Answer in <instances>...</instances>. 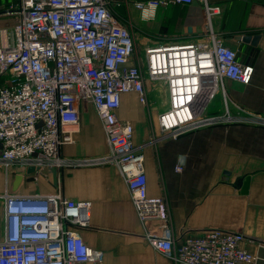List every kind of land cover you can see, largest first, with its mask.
<instances>
[{
	"label": "built area",
	"instance_id": "2783aa9c",
	"mask_svg": "<svg viewBox=\"0 0 264 264\" xmlns=\"http://www.w3.org/2000/svg\"><path fill=\"white\" fill-rule=\"evenodd\" d=\"M12 2L5 13L15 16V25L1 31L0 43V78H5L0 86V168L62 170L112 163L139 221L158 223L159 233L147 229L145 239L174 264L254 262L256 256L242 247L246 236L240 232L209 229L200 236L175 239L164 198L148 196L144 157L134 145L133 125L118 117L123 94L134 93L145 105L146 83L162 82L167 105L156 121L163 136L234 121L226 107L220 115L206 112L223 79L247 85L253 74V66L240 63L213 31L211 17L219 8L207 0L127 1L143 22L151 21L159 8L197 2L209 23L201 41L148 46L139 57L130 22L110 0ZM88 105L101 124L108 153L66 158L62 148L75 142L80 112ZM0 199V264H102V252L79 233L89 223V201L67 199L60 191H6Z\"/></svg>",
	"mask_w": 264,
	"mask_h": 264
},
{
	"label": "crops",
	"instance_id": "0c3cea01",
	"mask_svg": "<svg viewBox=\"0 0 264 264\" xmlns=\"http://www.w3.org/2000/svg\"><path fill=\"white\" fill-rule=\"evenodd\" d=\"M110 1L116 4L115 10L122 4L120 0ZM207 2L219 8V13L211 17L213 31L236 52L240 63L253 66L249 84L223 79L207 106L208 115H220L226 107L234 121L146 144L152 133L141 120L143 107L134 93L121 96L118 117L139 126L140 133L145 131L137 140L134 131L133 142L144 157L148 196L164 198L175 239L200 236L209 229L240 232L246 236L242 247L256 256L254 262L244 264H264V0ZM2 7L4 4H0V43L1 31H9L15 25V19ZM133 12L138 15L134 9ZM141 22L137 34H133L137 56H142L148 46L201 41L209 24L197 2L159 8L151 21ZM6 40L10 43V38ZM4 82L5 78H0V86ZM156 84L152 83L154 87ZM163 88L165 108L167 91ZM74 138L73 144L62 148L66 158L108 153L103 129L89 105L80 112ZM178 165L182 166L181 171L175 170ZM11 171L8 178L0 169V195L6 191L20 195H52L60 191L67 199L90 202L88 226L79 233L86 244L102 252V264H174L145 239L147 229L159 233L158 223L139 221L114 164L62 170L42 166L30 174L17 167ZM17 174L22 175V180L12 191ZM3 233L0 199V240Z\"/></svg>",
	"mask_w": 264,
	"mask_h": 264
},
{
	"label": "rangeland",
	"instance_id": "374dc122",
	"mask_svg": "<svg viewBox=\"0 0 264 264\" xmlns=\"http://www.w3.org/2000/svg\"><path fill=\"white\" fill-rule=\"evenodd\" d=\"M127 1L128 0H120L119 2H122V4L116 6V7H118V8H116V12L128 19V21L130 22L129 28L132 31V33L134 35H136L138 32L137 28L139 27L138 24H139V22H141V20L139 19L138 15H136L133 12V8L131 6L127 5ZM0 4H4V7H2V9L7 10L12 6L13 2H12V0H10V1L0 0ZM8 16L13 17L15 19L14 15H8ZM163 87H164V85L162 84V82H157L155 87L152 85V83H151L150 87L146 86V89L148 91L147 103L145 105L140 104L143 107V111L139 115L141 116L142 121L144 119L145 124L147 126V129H149L150 132L152 133V137L149 138L151 140L154 138H157V137H155L156 134L159 135V137H161V139L163 137H166V136H163L161 134V131H160L157 123L154 122V120L157 117V114L162 109H164V107L162 105L164 103V99H165V97L163 95V89H164ZM133 127H135L134 131H135L136 140H137V138L141 139L143 137L145 131L140 133L138 130L139 126H135V124H134ZM155 143H157V141L152 143V144H155ZM0 169L3 171V173L6 175V177H8V178L11 177V174H12L11 168L6 170L4 167H1Z\"/></svg>",
	"mask_w": 264,
	"mask_h": 264
},
{
	"label": "water",
	"instance_id": "95a60500",
	"mask_svg": "<svg viewBox=\"0 0 264 264\" xmlns=\"http://www.w3.org/2000/svg\"><path fill=\"white\" fill-rule=\"evenodd\" d=\"M161 137H157V138H154L152 140H149V142H147L146 144H150V143H154L156 141H158ZM34 167H29L26 171L27 174H30V173H33L34 172ZM22 180V175L21 174H17L15 175L14 177V181L12 183V191H15L18 184L20 183V181Z\"/></svg>",
	"mask_w": 264,
	"mask_h": 264
}]
</instances>
